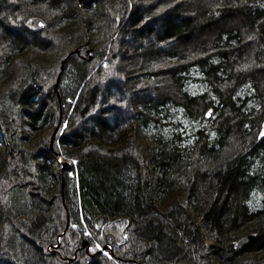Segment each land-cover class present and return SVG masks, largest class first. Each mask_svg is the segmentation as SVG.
Wrapping results in <instances>:
<instances>
[{
  "label": "trees",
  "instance_id": "obj_1",
  "mask_svg": "<svg viewBox=\"0 0 264 264\" xmlns=\"http://www.w3.org/2000/svg\"><path fill=\"white\" fill-rule=\"evenodd\" d=\"M263 130L264 0H0V264H264Z\"/></svg>",
  "mask_w": 264,
  "mask_h": 264
},
{
  "label": "water",
  "instance_id": "obj_2",
  "mask_svg": "<svg viewBox=\"0 0 264 264\" xmlns=\"http://www.w3.org/2000/svg\"><path fill=\"white\" fill-rule=\"evenodd\" d=\"M31 25L33 27V29L37 30V31H44L46 29V23L44 20L40 19V18H35L32 20L31 22ZM57 86H58V82L56 83L55 85V90L57 89ZM60 124H61V121L59 122V125L57 126L56 130H55V133L52 137V142L54 140V136L55 134L58 132L59 128H60ZM264 136V130L262 132V135H261V138ZM68 164H65V167L67 166ZM256 241V236L255 235H248L246 237H243L242 239H240L239 241H237L235 243V246L238 247V248H244V247H248L250 246L251 244H253L254 242ZM108 247L106 246L105 249H107Z\"/></svg>",
  "mask_w": 264,
  "mask_h": 264
},
{
  "label": "rangeland",
  "instance_id": "obj_3",
  "mask_svg": "<svg viewBox=\"0 0 264 264\" xmlns=\"http://www.w3.org/2000/svg\"><path fill=\"white\" fill-rule=\"evenodd\" d=\"M55 87V86H54ZM53 125H54V123H53V120H50L49 122H48V125H47V127L39 134L40 136H45L52 128H53ZM59 158H61V156H59ZM62 162H63V165L65 166V164H67V163H69L68 162V160H66V158H63L62 157ZM71 167V165L70 164H68L65 168H70ZM88 230H86V233H85V237H89V238H91L92 236L90 235V233L89 232H87ZM99 246L101 247H97V249L100 251V250H107V249H105L104 247H102V245L101 244H99ZM92 250V249H91ZM91 250H90V252H91ZM105 251H103V252H105ZM101 252V251H100ZM103 252H101L102 254H103Z\"/></svg>",
  "mask_w": 264,
  "mask_h": 264
},
{
  "label": "built area",
  "instance_id": "obj_4",
  "mask_svg": "<svg viewBox=\"0 0 264 264\" xmlns=\"http://www.w3.org/2000/svg\"><path fill=\"white\" fill-rule=\"evenodd\" d=\"M96 246H97V247H100L99 244H97V243H96ZM100 248H101V247H100ZM89 250H91V249H89ZM100 251L103 252V251H105V250H100ZM103 254H104L106 257L111 258L110 254H109V252H108L107 250H106L105 252H103Z\"/></svg>",
  "mask_w": 264,
  "mask_h": 264
}]
</instances>
